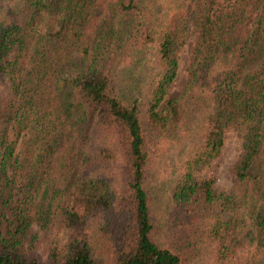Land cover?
<instances>
[{"label":"trees","instance_id":"trees-1","mask_svg":"<svg viewBox=\"0 0 264 264\" xmlns=\"http://www.w3.org/2000/svg\"><path fill=\"white\" fill-rule=\"evenodd\" d=\"M0 264H264V0H0Z\"/></svg>","mask_w":264,"mask_h":264},{"label":"rangeland","instance_id":"rangeland-1","mask_svg":"<svg viewBox=\"0 0 264 264\" xmlns=\"http://www.w3.org/2000/svg\"><path fill=\"white\" fill-rule=\"evenodd\" d=\"M184 9L181 3L176 12ZM196 35L188 38L179 54L178 73L174 84L171 87V93H177L185 83L187 77V66L190 62L191 51L195 44ZM185 143L165 146L158 159L155 158V172L152 181L155 188V199L164 200L168 194V188L171 185V178L174 176L178 160L184 155ZM240 151V134L238 130L229 126L224 132V141L220 154L212 159L207 165L198 171L199 176H208L210 174L215 177L216 188L228 190L233 182L232 165L237 160Z\"/></svg>","mask_w":264,"mask_h":264}]
</instances>
